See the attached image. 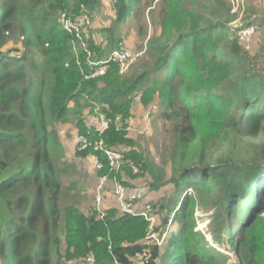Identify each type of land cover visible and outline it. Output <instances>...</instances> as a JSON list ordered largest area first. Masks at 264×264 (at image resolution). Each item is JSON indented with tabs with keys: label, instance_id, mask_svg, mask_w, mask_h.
I'll use <instances>...</instances> for the list:
<instances>
[{
	"label": "trees",
	"instance_id": "trees-1",
	"mask_svg": "<svg viewBox=\"0 0 264 264\" xmlns=\"http://www.w3.org/2000/svg\"><path fill=\"white\" fill-rule=\"evenodd\" d=\"M146 1L114 0L115 22L125 21ZM162 1V32L147 48L151 65L124 77L111 64L104 76L85 79V53L79 51L77 64L72 39L58 20L62 13L72 18L91 14L100 0H0L4 264H51V252L60 249L59 232L64 229L66 244L74 247L69 256L92 252L95 264H135L139 254L143 257L138 264H226L228 255L211 243L232 251L236 264H264V137L256 139L264 131V68L258 67L259 55L239 42L238 28L228 25L231 15L222 0H208L197 9L183 6V0ZM249 23L247 19L244 26ZM19 27L23 38L13 34ZM86 42L98 58L113 48L112 43L97 47ZM30 74H38V81L27 79ZM133 94L146 103L156 96L159 117L172 124L176 136L168 182L185 199L174 214L180 227L163 252L147 242L148 223L142 217L111 207L98 218L58 204L62 192L48 143L54 126L67 118L70 104L81 101L85 107L99 104L110 121L100 135L79 121V134L91 144L100 139L105 148L129 147L123 151L122 170L127 166L132 174L134 168L142 169L155 179L153 187L164 184L155 178L151 162L131 149L125 120ZM85 152L104 164L100 175L108 173L101 150L90 145ZM29 185L33 191H24ZM189 189L213 209L208 221L211 241L195 230L196 221L186 210Z\"/></svg>",
	"mask_w": 264,
	"mask_h": 264
},
{
	"label": "rangeland",
	"instance_id": "rangeland-1",
	"mask_svg": "<svg viewBox=\"0 0 264 264\" xmlns=\"http://www.w3.org/2000/svg\"><path fill=\"white\" fill-rule=\"evenodd\" d=\"M208 0H183L182 5L189 9H197ZM225 6L229 8L231 19L228 25L233 28L239 25H245L246 20H250L249 24H253L254 33L251 37L250 43L246 46L250 53H258L259 64L258 67L264 68V0H222ZM164 7L162 0H147L140 3L134 8L131 14L123 22H115V6L114 0H100L98 8L91 11V21L87 27L85 38L97 47H105L109 43L114 45L117 42H122L124 46L132 49L134 53L143 51L142 55L128 68L124 74H119L124 77L137 75L151 65V57L147 52L150 40L153 37L160 36L162 27L161 9ZM60 20H58L59 22ZM12 23L14 19L11 20ZM60 23V22H59ZM119 23V24H117ZM257 26V29H255ZM21 29H14L13 34L19 35ZM21 38L23 36L20 34ZM76 53L83 51L81 46L71 40ZM21 49L25 50L21 45ZM31 52L28 53L30 57ZM35 57V54H34ZM35 82L38 81L39 75L32 77L30 74L27 79ZM35 101L37 99V91L34 86ZM134 102L131 106V116L125 120L127 124L126 130L128 137L133 142L131 149L141 153L144 159H147L153 165L154 172L157 179L162 183L160 187H153L154 178L148 172H143L142 169L132 170V174H128L127 166L118 173L116 180L127 185H136L140 188L141 198L153 204L155 215L154 229L167 230L166 238L161 247L162 252L165 249L169 236L179 229L180 221L174 218L169 222V216L172 213L178 212L180 204L185 199L182 194L175 191L174 186L168 179L172 168V153L176 148V136L171 131L172 124L164 121L159 117L161 108H159L158 98L154 96L148 100L147 103L142 101L140 97L135 94L132 95ZM83 102V101H81ZM79 103V105L72 104L69 106V112L65 120L59 121L54 126V131L50 136L48 143L49 154L55 168L56 176L61 186L62 195L58 201L61 207L73 206L78 209L83 215H95L98 218L99 213L96 210L95 196L97 194V186L101 180L98 170L94 167L92 154L85 152L77 145L76 136L79 134L77 123L89 129L88 122L91 121L97 124L95 112H100V105L95 107H85L86 104ZM156 105V111L153 112L149 121H145L142 116V110L150 105ZM97 118V117H96ZM144 122V123H143ZM144 125L148 128H144ZM92 129V128H91ZM264 137V131L256 138ZM98 142V138L92 141L91 147ZM118 149L122 151L129 150V147L120 146ZM85 151V150H84ZM160 171L162 174H157ZM137 172V173H136ZM3 175V173L1 174ZM113 177L107 175L104 180L101 195L102 201L100 208L103 210L109 207H115V197L113 193ZM34 186L29 185L24 188V191H33ZM188 203L186 210L196 221L195 230L206 233V238L210 240L208 235L209 219L212 214V207L210 203L202 199L201 195L193 189L187 191ZM63 212V211H62ZM176 214V213H175ZM62 239L59 250L51 252V264H95L94 254L92 252L82 257H70L69 253L74 250V247H69L65 240V229L59 232ZM237 233L234 237H237ZM148 243H153L151 239H147ZM217 250L223 254L228 255L229 259L226 264H236L233 252L224 250L221 245L215 246ZM32 247V245H31ZM90 259H87V258ZM143 255L139 254L134 257L135 264L142 261ZM4 259V258H2ZM0 264H4L0 260Z\"/></svg>",
	"mask_w": 264,
	"mask_h": 264
},
{
	"label": "built area",
	"instance_id": "built-area-1",
	"mask_svg": "<svg viewBox=\"0 0 264 264\" xmlns=\"http://www.w3.org/2000/svg\"><path fill=\"white\" fill-rule=\"evenodd\" d=\"M89 24L90 15L86 12L81 13L74 18L66 15V13H62L60 15V25L62 29H64L66 33L71 35L72 40L76 41L87 55V63L90 68V72L86 75L87 78L92 79L101 77L106 73L107 66L110 63H116L119 67V72L123 73L142 55L143 51L134 53L131 49L124 46L122 42H119L117 43L116 47L107 55V57L96 59L92 56L93 53L88 49L86 40L84 38V33ZM253 26L255 25L249 24L247 26L239 25L233 27L238 28V40L245 47L251 41V37L254 33ZM155 111V104L146 107L143 112L144 120L146 122L149 121L153 112ZM94 115H96L97 117H93L97 119V124L89 121L88 126L90 128H93L95 132H98L99 135L109 127V119L105 118L98 112H95ZM144 128L146 130L148 129L146 125H144ZM76 141L80 150H85L91 145V141L88 139V137H85L81 134H78L76 136ZM93 149L102 151L106 162L105 165L108 168L107 175L113 177V193L115 197L116 209L120 213H124L126 215L142 217L148 223L146 238L151 239L157 246H162L167 235V230L162 229L157 231L154 229L155 215L153 204L141 198V191L138 186L126 185L125 183L116 180L118 173L122 171L123 167V151L118 148H104L102 141H98L97 143H95L93 145ZM92 158L94 167L98 170L102 169L104 164L99 160V158L97 156H92ZM133 170L136 171V168H134ZM107 175L101 177L99 185L97 186V194L95 196L96 210L99 213L100 218L104 215V211L100 208L102 201L101 191ZM173 214L175 213H172L169 216V222L172 221Z\"/></svg>",
	"mask_w": 264,
	"mask_h": 264
},
{
	"label": "clouds",
	"instance_id": "clouds-1",
	"mask_svg": "<svg viewBox=\"0 0 264 264\" xmlns=\"http://www.w3.org/2000/svg\"><path fill=\"white\" fill-rule=\"evenodd\" d=\"M90 15V14H89ZM91 17V16H90ZM59 20H60V18H59ZM91 21V20H90ZM60 22V21H59ZM61 26V25H60ZM62 28V27H61ZM86 30H87V28H86ZM63 31H64V29H63ZM65 32V31H64ZM66 33V32H65ZM66 34H68V33H66ZM85 34H86V31H85V33H84V38L86 37L85 36ZM70 37H71V35L70 34H68ZM71 39H72V37H71ZM86 40V39H85ZM87 43V42H86ZM117 43H119V42H117ZM117 43L114 45V47L111 49V51L116 47V45H117ZM87 47H88V49L89 50H91L90 48H89V45H87ZM128 48V47H127ZM72 49H73V51H74V53L76 54V57H77V59H76V62H77V64H79V65H81V63H80V61L78 60V53H76V51H75V48H74V46L72 47ZM130 49V48H129ZM132 50V49H131ZM92 51V53H93V57H95L96 59H101V58H105V57H107V55L111 52H109L107 55H105V56H103V57H96L95 56V52L93 51V50H91ZM84 53H85V51H84ZM85 64H86V66H87V68H88V71L87 72H85L84 70H82V73L84 74V78L85 79H91V78H87L86 77V75L90 72V68H89V65H88V63H87V55H86V53H85ZM111 64H116V63H110L109 65H111ZM109 65L107 66V68H109ZM117 65V64H116ZM118 66V65H117ZM119 68V67H118ZM128 71V69L125 71V72H123V73H120L119 72V70H118V72H119V74H124V73H126ZM106 74V73H105ZM104 74V75H105ZM104 75H102V76H104ZM101 76V77H102ZM100 78V77H99ZM92 79H98V78H92ZM104 117H105V115L104 114H102ZM105 118H107V117H105ZM108 119V118H107ZM117 121H119L120 119H119V117H117V119H116ZM110 121V120H109ZM89 129H91V128H89ZM93 129V128H92ZM95 132V131H94ZM97 133V135H98V132H96ZM78 135V134H77ZM100 135V134H99ZM98 141H101L100 139H98ZM104 147V146H103ZM93 148V147H92ZM105 148V147H104ZM88 149V148H87ZM86 150V149H85ZM95 150V149H94ZM82 151H84V150H82ZM102 152V151H101ZM92 156H95L94 154H92ZM96 170H98V169H96ZM100 170V169H99ZM105 175H107V174H105ZM104 175V176H105ZM127 185V184H126ZM116 208V207H115ZM103 211H104V209H103ZM102 218V217H101ZM89 258V257H88Z\"/></svg>",
	"mask_w": 264,
	"mask_h": 264
},
{
	"label": "crops",
	"instance_id": "crops-1",
	"mask_svg": "<svg viewBox=\"0 0 264 264\" xmlns=\"http://www.w3.org/2000/svg\"><path fill=\"white\" fill-rule=\"evenodd\" d=\"M70 105H72V104H70ZM144 110H145V108L142 110V116H143V112H144ZM130 116H131V110H130ZM144 123V122H143ZM116 206V205H115ZM109 208H111V207H109Z\"/></svg>",
	"mask_w": 264,
	"mask_h": 264
}]
</instances>
